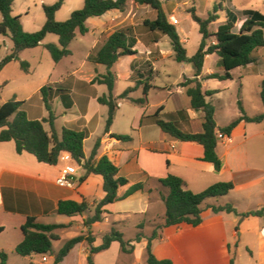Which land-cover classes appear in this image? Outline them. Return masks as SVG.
<instances>
[{"label":"crops","instance_id":"0c3cea01","mask_svg":"<svg viewBox=\"0 0 264 264\" xmlns=\"http://www.w3.org/2000/svg\"><path fill=\"white\" fill-rule=\"evenodd\" d=\"M141 7L147 8L148 6L137 5V8ZM170 18L174 20L177 28L179 24L177 17L172 14ZM128 26H136L135 20L130 18V13L126 15L125 12L110 11L99 18L92 30L95 36L92 52L86 55L83 65L89 64L93 71L99 73L101 65L94 63L91 59L111 33L125 30ZM88 29L90 32L91 29L89 27ZM178 33L180 35L179 30ZM135 35L138 42L134 49L138 54L126 57L131 63L127 67L125 80L134 84L128 88L135 86L132 76L135 68L140 70L137 67L139 58L144 59V63L148 62L150 69L153 68L157 74L158 63L152 62L151 55L159 48L164 39L163 37L159 43L155 44L147 31L138 33L135 30ZM181 40L186 45V40L182 37ZM22 55L23 52L20 55L21 61ZM212 56L216 55L206 57L202 74L198 77L204 92L209 91L206 89L209 80H203L204 77L214 73L212 72L213 67L207 68V58ZM121 59L117 64L121 62ZM12 63L19 62L14 61L10 64ZM10 64L0 73V85L3 87L8 86L11 82L8 77L3 76ZM148 71L145 70L142 73ZM77 72L83 73L80 69ZM195 73L194 69L193 76L186 79H194ZM95 77L96 75L93 73L86 80L75 77L71 92L65 94L64 97L60 96L54 99L52 107L56 117L55 131L60 136L65 128H78L89 133L86 142L97 131L102 130V134L96 136L97 139H102L98 158L107 156L119 168V177L129 181L128 186L120 188L119 195L123 196L132 185L141 182L145 183L146 189L125 200L106 206L107 212L104 214L103 221L95 223L91 229L95 239L94 246H99L103 236L109 233L112 228H116L125 237L123 229L125 230L130 225L136 234L132 239H125L134 245V253L131 255L122 253L120 243L113 242L108 250L94 256V264H131V261H126L123 258H131L139 251H146L147 240L143 239L138 243L135 242V238L140 231L145 236H150L156 224L164 223L166 208L162 197L167 195V190L162 189L159 180L170 174L182 178L186 188L195 193H200L218 182H232L235 189L228 196L221 197L220 200L211 199V201H215L205 202V206L203 204V223L200 226L192 227L183 224L163 229L160 232L161 238L153 245L155 256L159 260H172L173 264H230L232 248L237 249L246 234L243 226L247 218H243L242 215L258 211L264 206V122L257 124L240 121L231 133V143L218 141L217 153L223 161V169L221 173L217 174L212 164L203 161L204 149L202 146L177 141L164 134L152 122L142 123L143 117L154 115L161 107H164L163 115L186 110L189 122L183 123V130L192 133L203 132V112L191 109L187 88L177 87L179 83L186 80H180L175 85H158L155 76L152 82L155 88L149 93L147 105H137L129 99L120 101L116 119L122 116L126 120L130 132L123 135H132L133 138L131 142L125 143L111 137V134H115L112 129L116 119L110 134H105L108 109L99 104L98 98L107 94L108 90L106 86L93 84L92 81ZM44 86L37 88L36 92L40 93ZM193 86L194 84L190 87ZM102 87H106V90ZM141 88L143 89V87L139 89ZM212 91L220 92V90ZM153 92L166 93L168 100L160 102L154 112H151L150 99ZM132 94L130 95L131 99L143 97L135 98ZM30 97L28 96L26 98L28 100L22 102L16 95L13 100L23 103L22 110L27 113L30 120L48 118L49 114L45 107L40 113L39 109L36 110L33 105L28 103ZM124 102L136 106V109L134 111L123 110ZM169 102H173L175 105L174 110L168 109ZM244 111L248 117L264 114V110L255 115L248 113L245 109ZM241 116L242 113L233 121ZM215 118L217 123V114H215ZM232 122L224 126L217 124V126L224 128ZM44 126L48 132H51L48 123ZM136 142L135 147L129 146ZM85 156L88 158L86 154ZM69 164L74 166L77 171L72 177L74 182L72 188L57 184L61 170L68 163L61 161L56 166H49L38 162L31 154H18L13 141L0 144V253L5 252L8 255L7 264H56V255L66 242L79 236H87L84 220L94 215L97 205L105 197L104 180L102 176L93 174L83 179L86 174L84 168L75 162ZM61 201L78 203L86 201L89 204V211L83 216L58 215L57 209ZM228 203L236 208L237 214L225 212L217 214L209 208L213 205L219 206ZM28 217H36L37 222L41 224L62 226L54 232L60 237V240L53 242V254L48 256L32 255L25 258L16 254L17 246L24 239L22 226ZM253 218L258 222L255 232L258 249L257 252H254L247 248L251 258L250 264H264V218ZM133 219L137 221L131 224ZM141 226L143 229L139 230ZM147 229L150 232H146ZM9 233L11 235H8ZM86 244L89 243L83 241L77 244L59 264H88L90 245L87 247ZM45 257H47V261L43 260ZM235 264H238L236 260Z\"/></svg>","mask_w":264,"mask_h":264},{"label":"trees","instance_id":"16d2710c","mask_svg":"<svg viewBox=\"0 0 264 264\" xmlns=\"http://www.w3.org/2000/svg\"><path fill=\"white\" fill-rule=\"evenodd\" d=\"M66 0H58L53 5H44L43 9L46 22L41 30L28 33L24 30L21 17L13 15L14 0H0V35L9 37L13 43L11 53L0 62L1 71L11 62L20 61V55L26 50L39 47L48 35L59 37V44H47L45 48L50 53L55 63H60L64 58L72 55L71 44L76 40L78 34L86 35L89 32L87 22L91 18H101L110 11L126 12L130 3L141 6H148L156 11L155 20H145L142 27L149 33L153 43L157 44L163 37H168L171 41L175 60L178 63H190L195 68V78L187 79L181 87L187 88V95L191 100V109L196 112H203V132L192 133L183 130V123L189 122V115L186 110L163 115L164 107L150 116L143 117L142 123L152 122L156 124L164 134L171 138L184 142L197 144L204 149L203 161L214 166L217 174L223 169V161L217 153L218 132L231 135L240 121L247 123L264 122V114L248 117L241 106L242 116L224 128H219L216 123V109L207 101L217 94L216 91H203V86L198 77L201 76L207 56L216 55L218 57V72L204 77L203 80L227 81L233 79V71L240 68H247L257 62L256 54L264 49V14L256 10H239L232 0H225L224 5H216L213 12L209 13L206 19L198 16L195 6L187 12L192 20L198 24L199 32L202 35L200 46L191 58L188 57L185 44L182 42L176 25L163 9L162 0H84V6L74 11L70 18L64 22L56 19L57 12L61 10ZM194 1V0H193ZM225 13L226 21L221 24L216 33H211V26L216 24L220 15ZM214 38V42L208 45L209 39ZM137 36L133 27L126 30H119L111 33L100 50L91 59L94 63L104 66L106 73L98 75L92 81L93 84L107 87V94L100 96L98 102L107 107L108 116L105 126V134H110L111 127L119 110V103L122 100H131L137 105H147L150 91L155 88L152 85L155 70L151 68L148 72L142 73L138 69L133 71L135 86L126 89L122 95L115 96V87L118 76L114 71L121 58L135 56L138 52L134 49L137 44ZM1 51V47H0ZM22 68L28 72L29 64L21 62ZM146 77V79H144ZM67 81L47 84L40 93L49 114L48 118L42 120H30L27 113L22 110L23 103L10 100L0 106V144L15 142L18 154L28 153L33 155L38 162L56 166L60 162L63 153H69L73 162L82 166L86 172L85 178L90 175H99L104 180L105 197L99 202L92 217L84 220L87 228V236H79L65 243L56 255L55 263L59 264L69 254V252L83 241L90 245V253L87 258L88 264H94V256L110 248L113 242H119L121 251L124 254L134 253V245L127 241L124 234L116 228L105 234L102 243L94 246L95 239L92 236V226L103 221L104 214L107 212L105 207L125 200L130 196L145 191V183L132 185L127 192L119 195L122 187L128 186L129 181L119 177V168L107 157L98 158L102 139L98 138L91 156L86 158L84 152L85 140L89 133L78 128H65L59 136L54 128L56 120L52 102L57 97H64L71 91V87H66ZM194 84L193 87H190ZM143 87V97L131 99L130 95ZM261 101L264 105V80L261 84ZM165 118V119H164ZM51 127V132L45 129V124ZM111 137L121 142H131L132 135H116ZM161 186L167 190V195L162 199L165 204L166 214L164 224L156 227L150 236H145L142 232L138 233L135 242L147 240L146 256L147 264H173L172 260H159L154 252L153 245L156 240L161 238L160 232L168 227L189 225L198 227L203 223V204L211 199L228 196L234 189L232 182H218L208 187L206 190L195 193L186 188L185 181L175 175H168L159 180ZM214 213H234L236 208L232 204L213 205L209 207ZM89 211V204L74 201H61L58 205L57 214L61 216L73 217L83 216ZM243 218L259 217L264 218V206L258 211H252L242 215ZM60 225H45L37 222L36 217H28L22 226L24 235L23 241L17 246L16 254L20 257L32 255L47 256L53 254V242L60 240L54 232L61 228ZM143 229V226L140 227ZM8 255L0 253V264H7ZM230 264H235L234 255L231 253Z\"/></svg>","mask_w":264,"mask_h":264},{"label":"rangeland","instance_id":"374dc122","mask_svg":"<svg viewBox=\"0 0 264 264\" xmlns=\"http://www.w3.org/2000/svg\"><path fill=\"white\" fill-rule=\"evenodd\" d=\"M58 0H14L13 15L21 17L24 30L28 33H34L43 27L46 22V16L43 9L44 5H53ZM225 0H162L163 9L170 17L174 14L178 19V30L180 36L186 40L185 48L187 49L188 56H194L197 52L200 43L202 41V35L199 32V26L196 24L191 15L187 12L191 7L195 6L197 14L202 19H206L209 13L213 12L216 5H224ZM234 6L239 10H256L264 14V0H232ZM84 6V0H66L63 7L57 12L56 19L59 22L68 20L71 14L81 9ZM130 13V18L135 20L136 26L133 27L134 31L138 33L145 32L142 27V23L145 19H155L156 11L150 7L140 9L137 5L130 3L126 15ZM219 21L211 26V33H216L218 27L226 21L225 13L219 12ZM172 20V19H171ZM99 18H92L87 24L91 29L86 35L78 34L77 39L71 44L70 50L72 55L64 58L60 63H55L47 51L45 46L47 44H59V37L56 35H48L42 44L32 50H26L23 52L22 61L19 63H12L8 66L4 72V77H8L11 82L8 86L3 87L0 85V106L6 102L13 100L17 95V98L24 102L29 98L30 105H33L35 109H39L40 113L44 109V102L42 101L41 94L37 93V88L44 86L48 83L56 84L59 81H67L66 87H73L76 78L86 80L91 73L105 74L106 68L100 66L99 73L93 71L92 66L84 64L86 55L92 52L93 44L95 42V36L92 30L95 28L96 22ZM174 20H172L173 22ZM0 22H2V15L0 14ZM174 23V22H173ZM132 27V26H131ZM130 26L126 27V29ZM100 37V35H97ZM214 42V38L209 39L208 45ZM0 62L11 53L13 43L9 37L0 35ZM257 62L255 65L249 66V68H240L233 72V79L227 81L209 80L207 84V90H220L214 96L208 98V101L215 107L217 114V124L224 126L232 122L238 115H240L242 106L250 114H258L264 110V106L261 101V84L264 80V49L259 50L256 54ZM152 62L158 63L157 74L154 73L155 81L158 85L173 84L177 82L187 80L193 76L194 66L188 63H178L175 60V53L173 51L171 41L168 37H164L161 41L159 48L151 55ZM217 57L212 56L207 58V68L213 67L212 72H218ZM21 62H27L29 64L28 72L25 71ZM131 61L124 57L121 62L115 67V72L118 76V81L115 87V96H120L123 92L134 84L125 80L126 70ZM137 67L141 72L148 71L150 69L148 62L144 63V59L139 58L137 61ZM82 70L83 73H78L77 70ZM134 69V67H133ZM76 77V78H75ZM185 82V81H184ZM183 82V83H184ZM182 83H179L177 87H181ZM106 90V87H102ZM71 92V91H70ZM69 92V93H70ZM133 97H142L143 89L132 94ZM168 100V95L162 92H153L150 99L151 112H154L155 107L162 101ZM169 110H174L175 105L173 102L167 104ZM136 109V106L124 102L123 110ZM246 114V113H245ZM261 115V114H260ZM38 116V115H36ZM257 116V115H255ZM112 131L115 134H129L130 129L126 120L122 116L116 119ZM160 132V130H159ZM102 134V130L97 133L88 141L85 142L84 149L88 158L91 156L92 149L97 140L98 135ZM124 145V144H123ZM136 143H131L130 147H135ZM162 187V186H161ZM164 191V189L162 187ZM220 200L221 198H217ZM215 201V200H212ZM207 201V203L212 202ZM206 204V203H205ZM204 204V206H205ZM229 204V203H228ZM137 220H131V224H134ZM253 217L247 218L244 223V230H246L245 236L241 239L237 249L232 248L231 253L234 255V260L238 264H250L251 258L249 251L257 252V236L255 232L258 228V222ZM165 222V219H164ZM164 224V223H163ZM160 226L156 224L155 228ZM154 228V229H155ZM153 229V231H154ZM140 230V228H139ZM125 232L126 239L134 238L136 231L128 225ZM141 232V231H140ZM139 232V233H140ZM146 232H150L147 229ZM8 235H11L10 233ZM6 236L8 239L9 236ZM157 241V240H156ZM89 244H86L88 247ZM19 256V255H18ZM48 256V255H47ZM126 261H131V264H147L146 251H139L135 256L123 258ZM130 259V260H129ZM122 261V260H121Z\"/></svg>","mask_w":264,"mask_h":264},{"label":"built area","instance_id":"2783aa9c","mask_svg":"<svg viewBox=\"0 0 264 264\" xmlns=\"http://www.w3.org/2000/svg\"><path fill=\"white\" fill-rule=\"evenodd\" d=\"M174 22V21H173ZM175 24V23H174ZM218 141H223L225 143H231L232 137L231 135L218 132L217 134ZM66 162L68 163L67 166H65L57 179V184L63 187L72 188L74 187L73 182V176L77 173L76 168L69 163L73 162L71 156L69 153H63L60 157V162ZM44 261H47V257L43 258Z\"/></svg>","mask_w":264,"mask_h":264}]
</instances>
